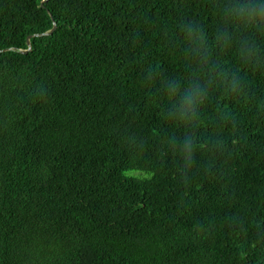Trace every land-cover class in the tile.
<instances>
[{
	"label": "trees",
	"instance_id": "1",
	"mask_svg": "<svg viewBox=\"0 0 264 264\" xmlns=\"http://www.w3.org/2000/svg\"><path fill=\"white\" fill-rule=\"evenodd\" d=\"M262 5L0 0V264H264Z\"/></svg>",
	"mask_w": 264,
	"mask_h": 264
},
{
	"label": "clouds",
	"instance_id": "2",
	"mask_svg": "<svg viewBox=\"0 0 264 264\" xmlns=\"http://www.w3.org/2000/svg\"><path fill=\"white\" fill-rule=\"evenodd\" d=\"M254 0H249V3H253ZM259 16L261 21H264V5L261 6V8L259 10H252L247 14H243L242 15V19L244 20L245 23H251L252 21H254L256 19V17ZM207 95V93L205 92V96ZM199 99V98H198ZM186 102L188 105L192 104V100L187 99L186 98ZM191 108H187L185 109L186 111H190ZM183 116V113H182Z\"/></svg>",
	"mask_w": 264,
	"mask_h": 264
},
{
	"label": "water",
	"instance_id": "3",
	"mask_svg": "<svg viewBox=\"0 0 264 264\" xmlns=\"http://www.w3.org/2000/svg\"><path fill=\"white\" fill-rule=\"evenodd\" d=\"M42 4V3H41ZM55 27V25H53V28ZM46 33H49V32H46ZM29 36L27 37V39H26V42H27V44H28V48H26V49H24V50H21L23 53H25V52H27L28 50H30V47H29Z\"/></svg>",
	"mask_w": 264,
	"mask_h": 264
}]
</instances>
